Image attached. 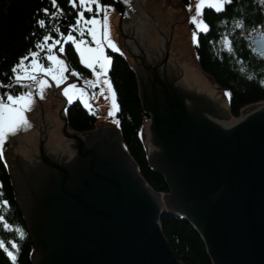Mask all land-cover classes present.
Wrapping results in <instances>:
<instances>
[{"label":"water","instance_id":"obj_1","mask_svg":"<svg viewBox=\"0 0 264 264\" xmlns=\"http://www.w3.org/2000/svg\"><path fill=\"white\" fill-rule=\"evenodd\" d=\"M114 1L122 10L120 28L127 19L142 39L127 47L126 63L151 116L147 133L158 145L152 165L169 193L147 186L116 125L68 134L62 116L64 133L75 142L51 139L45 147L51 128L45 124L40 149L22 138L9 141L4 161L11 164L16 202L35 246L34 264H181L159 227L163 212L195 227L213 264H264V101L236 118L228 96L213 83L205 93L197 77L180 78L167 52L186 19L180 0H167L165 7L161 0H146L147 17L125 0ZM168 6L180 8L174 27L164 11ZM256 46L264 52L262 43Z\"/></svg>","mask_w":264,"mask_h":264},{"label":"trees","instance_id":"obj_2","mask_svg":"<svg viewBox=\"0 0 264 264\" xmlns=\"http://www.w3.org/2000/svg\"><path fill=\"white\" fill-rule=\"evenodd\" d=\"M58 3L65 15L59 18V24L56 25L54 22H48L42 12L36 11L44 7L54 11L49 0H0V95L8 91L13 94L26 91L23 84L13 83L12 89L3 87L9 83L12 76L11 68L30 49L39 53L41 61L47 62L46 50L37 49L36 43L45 35L51 37L49 40L58 37V33L53 30L57 26L65 35L68 25L75 23L77 9L68 4L67 0H58ZM99 3L110 5L121 12L120 8L113 4V0H99ZM37 18L46 19L44 28L35 24ZM205 18L212 27L208 36L200 37L198 49L200 69L212 78L217 86L229 90L231 113L236 118L240 117L242 110L247 106L264 101V84L261 83L264 80V56L250 46L251 37L255 32L264 30V5L260 0H235L226 12L217 15L208 13ZM222 42H225L224 45ZM69 46L71 45L65 48L70 57L68 63L78 69L77 59L75 54L68 50ZM107 53L115 54L110 49H107ZM31 59L32 57L28 56L25 64L28 65ZM115 59L109 74L116 92L120 132L124 145L137 162L148 184L158 193H169L164 179L148 168V147L143 146L142 138L138 134L141 132L144 118H148V115L143 111L136 75L123 59L120 57ZM66 119L70 129L78 134L96 129V114H88L78 104L68 108ZM11 182L10 174L0 160V184L3 185L0 192L3 193L2 199L8 201V205H3L0 200V215H3L11 225V229H5L4 222L0 221V240L5 242L9 250H13L9 242L14 241L18 244V251L13 250L17 256L16 264H34L32 239L24 216L15 203ZM160 224L164 236L181 264H213L203 238L190 222L165 214L161 216ZM17 228L23 230L22 237L15 231ZM0 264H12L2 250Z\"/></svg>","mask_w":264,"mask_h":264},{"label":"snow or ice","instance_id":"obj_3","mask_svg":"<svg viewBox=\"0 0 264 264\" xmlns=\"http://www.w3.org/2000/svg\"><path fill=\"white\" fill-rule=\"evenodd\" d=\"M127 2V0H125ZM235 0H198L195 6V15L191 16L190 22L195 24V27L200 32L207 34L212 25L203 18L202 9L207 6L213 9L215 13L222 14L227 11V8L234 3ZM50 6L55 9L50 11L49 7H44L42 9H37V12H42L44 17L48 22H54L56 25L59 24V18L65 15L64 10L60 7L58 0H49ZM68 4H71L73 8L77 9L75 13V23L69 24L68 28L75 30L80 33V39L77 40L73 35L72 31H68L65 37L64 33L60 32L59 27H54V31L60 35V37L71 41L75 45V51L79 54V62L87 66V68L92 70V74L95 76L94 80H85L84 83L88 87H95L100 85L101 93H107L111 97V110L110 115L114 114V111L118 110V104L116 102V92L113 88L111 79L108 77V72L112 65V57L105 53V47L111 48L112 50L119 52L120 49L117 45L110 39V25L108 12L110 10V5H101L99 0H67ZM260 3L264 5V0H260ZM95 5V8H93ZM191 9V4L188 5ZM85 11L90 13L88 18H85ZM103 12V16L99 15ZM45 18L35 19V24L40 28H44L46 25ZM83 25V26H81ZM255 31V28L253 29ZM85 35L90 36L91 40L95 42V47H90L88 43L85 42ZM257 35L264 37V32H259ZM102 36V39H101ZM251 37V34H250ZM51 37L45 35L42 37L41 41H38L35 45L37 49L46 50V60L50 61L49 67L45 68L42 63H39L41 59L37 51H32L31 49L28 53L20 57L19 62L16 63L11 68L12 76L9 78V83L4 85L8 89H12L13 83L22 84L24 81H28L25 86L29 91H22L19 94H13L11 91L5 92L0 95V160L4 159V147L5 142L10 139V137L15 136L21 129L30 127V123L25 115L33 104V92L31 89L33 86L38 88L41 98L43 90L46 86H50L47 79L43 76L37 77L36 73H46L51 76L59 86L68 76L65 75L66 71H70L72 76L79 77L81 74L74 68H68L66 62L60 59L56 52L53 51L55 45H60L61 40L55 39L53 43H45ZM193 44L199 46L198 33L193 31L192 33ZM253 42L255 40L253 38ZM59 52H64L63 46L58 49ZM259 54V53H258ZM31 56L32 59L28 65L25 61ZM97 66L98 69L97 70ZM264 84V80L261 81ZM106 85V88L104 87ZM63 95L67 97V102L71 104L74 99L79 96V99L83 103L85 108L90 109L88 100L85 99V89L83 87H78L77 84L72 83L67 85L63 89ZM229 92H225V96H230ZM118 124L119 122L116 121ZM3 185L0 184V189ZM3 193L0 192V200H2L3 205H8L7 200H3ZM0 221H3V227L5 229H11V225L6 221L3 215H0ZM21 237L24 235L22 229H15ZM10 248L18 251V244L14 241L9 242ZM0 250L6 253L7 257L12 261V264H16L17 256L15 251L9 250V247L5 246V242L0 240Z\"/></svg>","mask_w":264,"mask_h":264},{"label":"rangeland","instance_id":"obj_4","mask_svg":"<svg viewBox=\"0 0 264 264\" xmlns=\"http://www.w3.org/2000/svg\"><path fill=\"white\" fill-rule=\"evenodd\" d=\"M138 2H140V3H142V5L146 6V0H140ZM197 2H198V0H189V4H191V9H189L188 6L184 7V11L186 12V19L182 23H180L177 26V28L175 29V31L172 33V36H171L170 41L167 45V48L170 47V51L173 54V59L178 64V67L180 68V72H181L180 78L182 77L185 80L184 75L195 76L200 80V83H202L201 88L205 93L208 92L207 85L209 83H213L214 88L217 91L225 94V92L226 91L229 92V90L217 86L216 83L213 81V79H211L210 77L207 78L208 76L205 75L198 67V62H197L196 53H195V44H193V42H192V33H193V31H197L198 36H199V33H201V32L196 29L195 24L190 22L191 16L195 15V6H196ZM77 3H78V0H77ZM162 5H163V7L167 6L168 1L163 0ZM117 7H119V6H117ZM93 8H95L94 5H93ZM205 8H208V7L205 6L202 9V14H203V10ZM120 10H121V8H120ZM164 11H165L166 15L171 19L172 27H174L175 23L179 20V17H180V8L168 6L167 8H164ZM85 12H87V11H85ZM100 16L102 18L103 13ZM108 16H109V25H110V39L112 41H114V43L117 45V47L120 49V51L116 52V51L112 50L111 48L105 47V53L108 55L107 49H110L115 53L121 54L123 51H122L121 44H120L119 28L121 26L120 23H121L122 14H120L117 11V9L112 7V8H110V10L108 12ZM88 17L89 16H87L85 14V18H88ZM124 19H125V16H124ZM123 21L125 22L126 20H123ZM81 26H83V25H81ZM72 35L77 40L80 39L79 38L80 37L79 32L73 30ZM101 39H102V36H101ZM84 40L86 43H88V45L90 47H95V42L91 40L90 36L85 35ZM69 43H72V42L68 41L66 39H61V44L58 47V49L61 46H63L64 52H59L57 49L56 53L64 58L63 53H65L66 45ZM57 46L58 45H55V47L53 48V51L55 50V48ZM73 46L75 48L74 44H73ZM61 57H59V58L62 59ZM63 60H65V58ZM39 63H42L45 68L49 67V65L51 64L50 61L43 62L40 60H39ZM82 65L85 68H87L86 65H84V64H82ZM87 69H89V68H87ZM89 70L92 73V70L91 69H89ZM97 70H99L98 66H97ZM67 72L68 71L65 72V75ZM36 75L38 78L40 77V75L44 76L45 79L47 78L50 86H46L44 88L43 93H42V98L39 96H33V104L31 106V108L28 111H26V113H25V115H26L31 126L24 128V129H21L20 131H18V133L15 136L10 137V139L5 142V146L8 148V150L12 149V144H10L9 141L16 142L17 140H21V138H22V142L28 141L29 143L31 142V144L34 142V145L40 149V141L39 140H40V133H41L43 124H45L46 128L51 127L50 130L48 131L47 135L45 136L44 140H43L44 145H46L48 143V140H51V139H55V140L60 139L64 142H65V140L75 142L74 138H72V137H70L64 133L65 121H64V118L62 117V116H64L66 119L68 106L70 105L67 102V97L63 95V89L67 85L72 84V83H75L78 85V81H72L71 83L65 85L68 81L72 80V77L74 78V80H79L82 82V84H80V86H78V87L82 86V87H84V89L85 88L87 89V90L85 89V93H86L85 99L88 100V103L90 105V109L84 107L83 103L79 99V96H77V98L74 99L72 103L79 102L86 110L90 111L93 114H96L97 127L98 126H104L105 124H103V123H107V124H110V128H112L116 125L118 127V129L120 130L118 110L114 111L113 115L109 114V112L111 110V97H110V95H108L107 93H101V91H100L101 86L100 85H96L95 87H88V85H86L84 83L85 80H94L95 76L93 74L91 76L81 78V75L79 77L72 76L70 74V71H69L67 73L68 79L65 80L63 83H61L59 86H57L56 82L54 80H52L51 76L46 74V73L37 72ZM70 76H72V77H70ZM108 77L110 78L109 72H108ZM24 82H28V81H24ZM51 83L53 84L54 87H52ZM63 85H65V86H63ZM60 86H63V87L58 90V88ZM104 87L106 88V85ZM33 89L35 91H38V92H35V94L41 96L38 88L33 86ZM57 90H58V92H57ZM26 91H29V89L27 87H26ZM52 93L54 95H51ZM59 97H63L64 100L60 99ZM43 98L49 99L47 109H44V108H46V102ZM229 102H230V96H228V104L230 105ZM64 103H65V105H64ZM61 106H63V108L61 110V115H60ZM46 114H48L51 121L49 120V118L47 117ZM66 121H67V119H66ZM116 121H118L119 123L117 124ZM65 127H66V132L68 134L74 133L67 127V123H66ZM149 149L150 148H148V152H147L148 154L147 155H149V151H150ZM165 214L174 215L173 213L163 212L161 214V216H163ZM159 227H161V225H159ZM28 232H29V230H28ZM29 234H30V232H29ZM30 236H31V234H30ZM31 239H32V236H31ZM32 245H33V248L35 249L33 241H32ZM172 252H173V250H172ZM174 255H175V253H174Z\"/></svg>","mask_w":264,"mask_h":264},{"label":"bare ground","instance_id":"obj_5","mask_svg":"<svg viewBox=\"0 0 264 264\" xmlns=\"http://www.w3.org/2000/svg\"><path fill=\"white\" fill-rule=\"evenodd\" d=\"M117 2H119V0H116ZM138 1H140V0H127V2H129L130 4H132V5H134L135 7H136V11L141 15V16H145V17H147L148 16V14H147V11H146V6H144V5H142V3H140V2H138ZM161 1H163V0H161ZM180 2H181V4H182V6L183 7H187L188 6V4H189V0H180ZM113 4H115V5H117L116 4V2L113 0ZM94 7H95V5H94ZM143 7V8H142ZM162 7H163V5H162ZM110 8H112V6H110ZM102 13L103 12H101L99 15H102ZM208 13H214V14H216L217 15V13H215V11L213 10V9H210V8H205L204 10H203V18L206 20V18H205V16L208 14ZM85 14L87 15V16H90V13H88V12H85ZM121 14H122V12H121ZM205 15V16H204ZM207 21V20H206ZM67 30L65 31V37L67 36V33H68V31H73L72 29H69L68 27L66 28ZM259 32H264V30H257L256 32H255V35H253L252 37H251V42H250V46H252V48L255 50V51H257L259 54H261L262 56H264V52L260 49V48H257V46H256V44L257 43H262L263 45H264V37H262V36H259V35H257V33H259ZM210 34V31L207 33V34H205V33H203V32H201V33H199V36H198V40H199V45H200V37H205V36H208ZM58 37H56V38H54V39H52V40H49V41H47V43H52L53 42V40H55V39H64V38H62V37H60V35L58 34L57 35ZM119 37H120V44H121V48H122V53L121 54H119V53H115V54H110V56L113 58L112 59V64H113V62H115V58L116 57H120L121 59H123L124 60V62H126V56H130V51L127 49V47H129L130 49H134L136 46H139L140 44H141V42H142V39H141V37H140V33L136 30V29H134L133 27H130V26H127L126 25V21L124 22V24L122 25V27L121 28H119ZM253 38H254V40H255V43L253 42ZM224 43L225 42H222V45H224ZM71 46H69L70 47V49H72V50H70V49H68L70 52H72V53H74L75 54V57H76V59H77V64L79 65V67H78V69H75L76 71H78L80 74H81V78L82 77H88V76H91L92 75V73H91V71L89 70V69H87V68H85L80 62H79V55H78V53H76V51H75V48H74V46H73V44L72 43H69ZM69 44H67V45H69ZM66 45V46H67ZM169 49V50H168ZM199 46H197V45H195V53H196V59H197V62H198V67H199V69H200V66H199V59H198V57H199ZM67 50V51H68ZM167 52L170 54L171 53V51H170V47H168L167 48ZM63 56H64V58H65V61H66V63H67V66H68V68H73V67H71L70 65H69V61H70V57H69V54H67V52H65V53H63ZM31 61V60H30ZM30 61H29V63H30ZM40 61H41V59H40ZM28 63V64H29ZM128 65V64H127ZM129 66V65H128ZM130 68V67H129ZM131 69V68H130ZM110 70H111V68H110ZM132 70V72H134V70L133 69H131ZM201 70V69H200ZM110 72V71H109ZM71 74V73H70ZM110 75V74H109ZM207 77V76H206ZM207 78H209V77H207ZM181 79L183 80V81H185L182 77H181ZM212 79V78H211ZM77 81V80H76ZM79 81V80H78ZM27 83H29V82H23L22 84L23 85H26ZM80 84H82V82L80 81ZM230 93V92H229ZM261 102H263V101H261ZM230 103V102H229ZM76 104H78L79 106H80V108L82 109V110H84V111H86L88 114H91V112L90 111H88V110H86L79 102H74V103H71L69 106H68V108L71 106H75ZM231 107V103H230V105H229V108ZM144 113L146 114V115H148V118H144V124L142 125V128H141V132H139L138 134H139V137L140 138H142V143H143V146L144 147H148V148H151L152 147V153H151V159H150V161L148 160V158H147V165H148V168L150 169V170H152L153 172H155V173H157L158 175H160L163 179H164V177L160 174V173H158L157 171H155V168H154V166L152 165L153 164V162L155 161L156 162V151H155V149H158V145H156L155 144V142L150 138V136H149V134L147 133V132H149V129L146 127V121H148L150 118H151V116H150V114L148 113V112H145L144 111ZM230 113H231V110H230ZM231 115H232V113H231ZM233 116V115H232ZM234 117V116H233ZM97 118V117H96ZM237 118H239V117H237ZM97 122V121H96ZM66 123H67V121H66ZM46 127V126H45ZM67 127L70 129V127H69V125H68V123H67ZM96 129H97V123H96ZM96 129H94L93 131H91V132H89V133H92V132H94ZM71 130V129H70ZM72 131V130H71ZM120 131V130H119ZM73 132V131H72ZM41 134V133H40ZM120 136H121V139H122V134H121V132H120ZM145 137V138H144ZM151 139V140H150ZM40 141V140H39ZM54 142H59L60 144H63V142L64 141H62V140H60V139H57V140H54ZM30 144H31V142H30ZM33 144H34V142H33ZM45 147H47V144L46 145H44ZM122 147H123V150L129 155V157L133 160V162L136 164V166H137V169H138V174L141 176V178L144 180V182L147 184V186L150 188V189H152L154 192H156L151 186H150V184H148V182H147V180L142 176V171H141V169L139 168V166L137 165V162L134 160V158L130 155V153L128 152V150L126 149V147H125V145H124V142H123V140H122ZM150 150V149H149ZM3 161V163H4V165H5V167H6V164H5V161H4V159L2 160ZM7 168V167H6ZM12 181V180H11ZM165 181V180H164ZM11 184H12V182H11ZM165 184H166V182H165ZM167 185V184H166ZM14 194H15V203L17 204V202H16V193L14 192ZM165 194V193H164ZM17 206H18V204H17ZM19 207V206H18ZM22 215H23V213H22ZM175 215V214H174ZM24 216V215H23ZM176 218H179V219H181V220H183V219H185V220H187L186 218H184L183 216H175ZM161 218V217H160ZM23 219H24V222L26 223V221H25V218L23 217ZM188 221V220H187ZM189 222V221H188ZM26 225H27V223H26ZM159 225H161L160 224V219H159ZM27 228H28V226H27ZM160 229H161V231H162V228L160 227ZM162 233H163V231H162ZM163 235H164V233H163ZM165 237V236H164ZM165 239H167L166 237H165ZM168 241V240H167Z\"/></svg>","mask_w":264,"mask_h":264}]
</instances>
